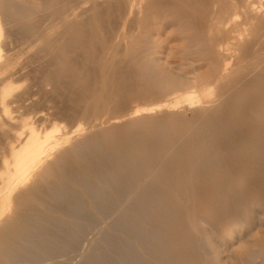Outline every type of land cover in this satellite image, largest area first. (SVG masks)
I'll return each mask as SVG.
<instances>
[{
  "label": "rangeland",
  "instance_id": "1",
  "mask_svg": "<svg viewBox=\"0 0 264 264\" xmlns=\"http://www.w3.org/2000/svg\"><path fill=\"white\" fill-rule=\"evenodd\" d=\"M3 1L0 0L5 46L2 53L13 61L9 68L15 67L7 82L19 92L23 89V98L11 113L18 125L11 131L18 135L24 136L29 128L39 133L70 132L77 126L89 130L121 114L124 102H144L142 97H149L160 87L169 86L176 94L186 87L200 86L198 78L203 70L193 73L187 66L192 63L188 38L191 30L183 25L175 30L177 25L160 15L132 16L121 30L119 0H93L95 4L92 0ZM72 5L81 7L71 20L64 21ZM164 12L157 10L159 14ZM180 63L187 78L173 69ZM170 90L168 97H172ZM97 95L104 97L100 106L93 102ZM181 122L172 128L156 124L150 140L184 141V133L190 137L197 125L194 127V121L189 119ZM165 127L171 128L168 133ZM198 127L193 137H198ZM180 128L181 133L191 131L181 134L176 131ZM205 132L209 135V131ZM238 133L236 130L233 134L238 141L239 137L250 138L248 133V139ZM200 137L197 139L202 141ZM0 138L1 170L2 160L9 155L7 136ZM188 140L189 146L196 141ZM84 144L77 150V162L62 163L57 180L36 185L22 218L14 228L3 229L0 264H215L198 252L194 240H188L182 220L184 209H176L159 185L151 181L138 183L145 173L129 146L120 147L111 135L89 139ZM212 150L202 151L209 159V163L204 159L203 169H199L203 173L215 155ZM168 156L171 161L172 154ZM169 164H174L173 159ZM191 202L194 201L187 205ZM205 235L201 232L199 237L204 243ZM227 261L224 264H229Z\"/></svg>",
  "mask_w": 264,
  "mask_h": 264
},
{
  "label": "bare ground",
  "instance_id": "2",
  "mask_svg": "<svg viewBox=\"0 0 264 264\" xmlns=\"http://www.w3.org/2000/svg\"><path fill=\"white\" fill-rule=\"evenodd\" d=\"M119 2L121 30H124L128 18H139L140 14L143 18L157 14L168 19L171 25H177L175 30L181 25L191 30L188 38L192 63L187 66L193 73L203 70L200 74L202 77L198 78L200 86L193 88L189 85V89L186 87L187 90H179L181 92L176 94L174 90L171 92L169 86L160 87L149 97H142L141 101L144 102H124L121 114L110 117L106 125L95 124L89 130L77 126L70 132L54 130L39 133L29 128L21 136L12 132L17 123L11 113L15 112L23 98V89L19 92L12 83L7 82L15 67L9 68L13 61L2 53L5 46L0 20V136L4 138L6 135L8 138L6 149L9 155L8 159L2 160L0 170V243L4 238L3 229L12 228L22 218L23 210L30 202V193H33L31 191L36 185L57 180L59 166L74 161L79 156L77 153H80L78 148L89 139L111 135L117 145L129 146L134 151L139 167L145 173L138 183L151 181L159 185L176 209H184L182 220L187 228L188 240H194L202 256L215 264H224L226 260L229 264H248L250 261L251 264H264V0ZM79 6L72 5L63 20H71ZM157 10L165 12L159 14ZM174 66L179 76L187 78L181 72V63ZM169 90L172 97H168ZM103 98L97 95L93 99L94 104L102 105ZM187 119L194 121V127L199 126L198 137H193L197 127H192L196 130L193 131L191 124L192 131L185 130L192 132L190 137L185 131L182 132L188 136L187 139L181 137L184 141L161 139V143H158L152 142L155 138L150 140L156 124L163 123L172 128ZM166 128L165 132L168 133L171 128ZM231 129L239 130L240 135L245 134L247 139L250 138L245 140L239 137L241 139L238 141V137L233 135L235 131ZM200 132L203 134L199 135ZM200 136L202 141L197 139ZM191 137L197 139L193 144L194 139H189ZM188 139L191 146L185 141ZM80 149L83 151V148ZM203 149H214L215 153L209 164L211 166L206 167L204 173L199 169H203L201 165L204 159L208 163L209 159L205 158ZM170 154L173 165L169 164L172 162V159L169 160ZM60 171L63 175V170ZM190 200L194 204L187 205ZM201 232L206 234L205 243L199 238ZM216 232L219 233L216 235Z\"/></svg>",
  "mask_w": 264,
  "mask_h": 264
}]
</instances>
